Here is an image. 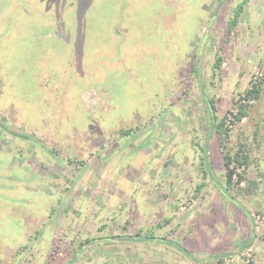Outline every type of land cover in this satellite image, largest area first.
<instances>
[{"label": "rangeland", "instance_id": "1", "mask_svg": "<svg viewBox=\"0 0 264 264\" xmlns=\"http://www.w3.org/2000/svg\"><path fill=\"white\" fill-rule=\"evenodd\" d=\"M219 1L0 0V264H264V0Z\"/></svg>", "mask_w": 264, "mask_h": 264}, {"label": "trees", "instance_id": "2", "mask_svg": "<svg viewBox=\"0 0 264 264\" xmlns=\"http://www.w3.org/2000/svg\"><path fill=\"white\" fill-rule=\"evenodd\" d=\"M221 3H222V0L219 1V4H221ZM240 9H241V6L236 11L240 12ZM261 86H262V83L256 84L253 90L246 92V96L247 97H251V96L254 97L255 96L256 98H259L261 96ZM244 108L245 107L241 108L239 115H237V119L242 120L241 118L245 114ZM208 110H207L208 111L207 115L210 117V119L212 121V124L210 125V129H209L210 133H208V134H209V136H211L215 132L218 134L219 141H220V144H221L222 149H223L225 166H226L225 186H223L221 183L217 184L218 180L216 182L214 181V183H216V185L219 187L223 196L228 197V199L232 200L234 203H238V201H236V199L233 198V194H230L231 192L229 191L233 185V170L230 169V166L233 163L236 164L237 166L249 165L248 155L245 154V150H243L242 147H240L237 151H235L233 153H231L230 150H228L227 146H225L226 145L225 142L228 139L227 137L229 135H228L226 129L224 128V120H223L224 118H221L220 121L215 122L214 118L217 117L215 114V106L212 105V107L211 106L208 107ZM124 133L130 134L131 131L130 130H128V131L124 130ZM206 155H208L207 151H206ZM201 158H202V156H201ZM202 160H203V158H202ZM203 164L205 165V170H207L208 172L210 170H212V167L207 162L203 161ZM245 213H246V216L248 218H250L249 212H246V210H245ZM251 222H252L251 223L252 224V231L254 232V229H255L254 224H253L252 220H251ZM254 234L255 233H252L251 236H249L245 240L241 241V243H239V245H238V248L228 250V251H223L219 254L212 256V258H217L218 260H222L226 256H230V255H234L236 253L242 252V250L251 246V244L254 241ZM136 236H140V234L137 233ZM120 238H122V239H124V238L125 239H134V237L131 235L123 236ZM104 239L105 238H103V237H99L96 240L93 239V243L97 242V241L99 242L101 240L104 241ZM136 240L137 241H144V242L153 241V242H157V243H163V244H166L167 246L175 247V248L181 250L184 254H186V255L188 254L189 256H191V258H194L192 253L190 255V250L187 247H184L182 244L178 243L177 241L168 239L165 236H154L153 234H151V235L147 234L143 237H139ZM86 242L91 243L92 239H87Z\"/></svg>", "mask_w": 264, "mask_h": 264}, {"label": "built area", "instance_id": "3", "mask_svg": "<svg viewBox=\"0 0 264 264\" xmlns=\"http://www.w3.org/2000/svg\"><path fill=\"white\" fill-rule=\"evenodd\" d=\"M249 102L252 103V100H250Z\"/></svg>", "mask_w": 264, "mask_h": 264}]
</instances>
